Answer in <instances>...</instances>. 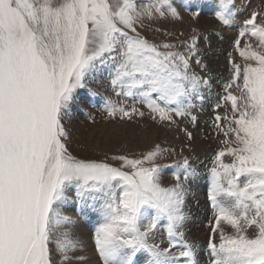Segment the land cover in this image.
<instances>
[{"label": "snow or ice", "instance_id": "6c2138e0", "mask_svg": "<svg viewBox=\"0 0 264 264\" xmlns=\"http://www.w3.org/2000/svg\"><path fill=\"white\" fill-rule=\"evenodd\" d=\"M183 7L198 18L200 0ZM215 18L234 21L232 0H217ZM253 11L243 22L235 48L246 62L230 60L233 85L224 98L233 115L224 135L235 136L214 159L207 199L214 211L207 243V264H264V19ZM182 20L175 0H0V264H83L76 255L74 221L60 208L73 192L77 211L87 216L100 203L102 222L95 247L102 264H200L197 244L186 235V197L197 169L188 156L163 161L173 150L156 145L137 158L114 155L119 167L69 152L65 120L79 91L97 93L90 82L105 77L111 92L103 98L108 118L144 117L178 127L195 125L194 100L209 85L202 59L201 35L183 41V50L142 34L144 21ZM159 31V30H157ZM246 35L257 39L241 47ZM203 39H207L204 37ZM193 63L201 71L193 70ZM242 80V85L237 81ZM132 104L128 105L127 100ZM139 105L140 107H137ZM216 108L220 107L218 103ZM222 117L217 114L216 127ZM223 130V129H221ZM189 140L193 134L182 129ZM231 156V163L223 157ZM174 169L165 186L163 172ZM124 169H129L128 171ZM222 222L234 231L230 234ZM56 247L52 234L59 230ZM252 229V238L247 234ZM166 235L155 242V235ZM218 236V242L216 237ZM143 256V260L140 257Z\"/></svg>", "mask_w": 264, "mask_h": 264}, {"label": "rangeland", "instance_id": "374dc122", "mask_svg": "<svg viewBox=\"0 0 264 264\" xmlns=\"http://www.w3.org/2000/svg\"><path fill=\"white\" fill-rule=\"evenodd\" d=\"M208 1V13H205L203 10V6H206L204 3L205 5H202L200 8L201 14L199 17L193 18L191 12L186 11L183 7L184 0H175L183 17L182 20H145V27L141 29L142 34L148 39L156 42L168 41L175 43L177 45V50L182 51L184 48L182 43L183 41L189 39L195 33H199L201 35L204 33V29L199 25V18L204 17L205 15L207 18L213 20L208 31L213 37H216L217 40L226 42V48L228 49L222 54H216L215 59H218L222 56L226 67L225 73L227 74H221L224 76L223 80L221 78H217L215 80L212 78L213 76H211V74L206 76L210 83L209 85L203 86L201 88L203 100L193 101L197 106L194 114L197 115L198 122L193 125L189 120L184 119L178 120V127H166L157 121H153L149 116L148 110L142 107L141 110L145 112L144 117L136 116L132 120L125 119L123 121H121L119 117H117L115 120L108 118L106 113L103 111V98L111 97L112 100L117 102H120L123 98L117 97L111 92L110 85L105 78L107 76V72L104 70L102 74H96L97 79L100 80V83H89V87H91L97 93V95L93 97L86 89L80 90L77 100L72 105L70 117L64 122L66 130L69 133L67 146L71 154L77 156L78 158H91L97 160H104L105 156H107L109 158L107 162L111 163L114 167H119L121 162L111 160L110 158L112 156L128 155L130 158H137L141 154L151 150L156 145H160L162 148L172 149L173 151L163 161L158 162L169 164L172 160L180 159L182 156H188L193 164L198 161L197 163L199 164L196 165L202 168V172L197 171L198 174L193 180H201V184L203 186L202 189L207 193L211 179L209 170L214 165L215 156L220 150L229 146L228 144L223 143V141L227 140L231 146H235V136L231 133H229L227 137L224 135V130L227 129L228 120L223 119L225 116L231 118L233 115L231 102L225 100L224 98L229 92L237 96L241 94L240 90L237 89L235 85H233L231 88H227V85L232 81L234 71L230 60L240 64L241 68H243L246 63H255L246 62L236 50L234 42L239 37L237 31L239 33L240 30H242L241 28L243 26V22L249 17V15H251L249 14L250 12L252 13L253 11H256L261 14V17L258 16L257 18L258 22L264 19V0H234V2L232 1V4H234L236 10L234 21L231 25L225 26L224 24H221V22L218 21L213 14L217 5V0ZM112 2L117 3L118 0H112ZM137 2L145 3L146 0H137ZM238 2L240 3V6H238V4L236 5ZM244 2H250V4L253 3L251 10L250 8L248 9V7H245ZM244 13H246V15ZM232 29H234V31L227 32ZM246 43H251L253 48H256L258 41L256 38L246 35L245 37L241 38V47H243ZM209 57L211 58V55H209ZM207 66L209 67V69L207 68V73L209 74L211 72V66ZM197 69L198 71H201L198 66ZM237 83L242 85V80L237 81ZM213 87L217 93V96H209L208 93L204 91L207 88L213 89ZM218 103L220 104V107L216 108L215 106ZM127 104L131 105L132 101L130 99L127 100ZM137 107L140 106L137 105ZM217 114L222 117V120L219 122L221 125V128L219 129L216 127L217 122L215 121V116ZM200 116L204 117L200 119ZM119 129H121V131ZM182 129H187V131H190L193 134V139L189 140ZM203 158H206L207 162L201 164L199 160H204ZM222 159L224 163H231L233 158L226 155ZM124 170L128 171L129 169ZM173 171L174 169L167 168L164 170L163 173L171 177V181H163L165 186L173 183ZM68 196L69 201H71L72 205L77 211V205L72 199L73 192L71 190L69 191ZM98 203L99 202H97V204ZM208 204L209 209H212L209 201ZM64 205L65 204H63L60 208V211L63 215ZM74 214V216H77V221H82L81 214L77 212H74ZM207 221L208 220L206 219L202 224L205 225V222ZM206 225L210 228L209 222H207ZM93 226L95 227V225ZM59 233L60 230L52 234V239L49 246L53 252L55 251L56 247V237L59 236ZM247 234L250 238L254 236L252 229H248ZM159 236L163 240V244L161 246H166V235L160 232ZM206 243H208V241H206ZM205 248L206 250L202 251V255H198L200 264H207L208 262L207 245ZM54 261L55 264H60V256L58 253L54 255Z\"/></svg>", "mask_w": 264, "mask_h": 264}, {"label": "bare ground", "instance_id": "6f19581e", "mask_svg": "<svg viewBox=\"0 0 264 264\" xmlns=\"http://www.w3.org/2000/svg\"><path fill=\"white\" fill-rule=\"evenodd\" d=\"M232 1L234 2V0H232ZM208 2H209L208 0H200L201 5L206 4V6H203V8H204L203 10L205 13H208ZM237 4H238V6H240L239 2L236 3V5ZM244 4H245V7H248V9L250 8V10L253 7V3L250 4V2H244ZM241 9H242V7H241ZM244 14L246 15V13H244ZM249 14H251V12ZM249 17H250V15H249ZM212 22H213V20L207 18L205 15H204V17L199 18V25L201 26V28L204 29V33L202 35L200 34L202 37V39H201L202 59L207 65L211 66V68H210L211 72L209 74L206 73L205 76L211 74V76H213L212 77L213 79L216 80L217 78H221L223 80L224 76H222L221 74H224L226 72L224 59L222 58V56L219 57L218 59H215V55L219 54V53L222 54L225 50H228L226 48L227 43L217 40L216 37H213L210 34L208 29L210 28V25L212 24ZM230 31L232 32V31H234V29L229 30L227 32H230ZM237 34H239L238 31H237ZM204 37H206L207 39L206 40L203 39ZM207 43H208V45H207ZM228 46H230V45H228ZM204 54H205V56H204ZM209 55H211V58L209 57ZM208 69H209V67H208ZM193 70L198 72V73L200 72V70L198 71L197 66L194 63H193ZM226 74L227 73H225V75ZM225 79H226V77H225ZM204 91H206V93H208L209 96L210 95L217 96V93L215 92L214 87H213V89L207 88ZM198 115H200V114H198ZM204 116H200L199 118L202 119ZM119 130L121 131V129H119ZM195 156H193V157H195ZM196 158H199V157H196ZM193 162H195V161H193ZM197 162L198 161H196L193 164V166L197 169L198 172L199 171L202 172V168L200 166L196 165V164H199ZM199 162H201V164L206 163L207 159L205 158L204 160H201V161L199 160ZM163 181L169 182V181H171V177L169 175H165L163 173ZM201 182H202L201 180H199V181L192 180L191 181L190 192H189V195L186 197V209H185L187 211V213L189 214V219L186 222V235L189 238V240H192L197 244L198 251H199L198 255L200 254V256L202 255V251L206 250V248H205V246L207 245L206 241H208L210 238L209 237L210 228L207 227L206 224H207V222H209V224H210L209 226L211 227V225L213 223V219H214V211H213V209H209L207 193L205 192V190L202 189L203 186H202ZM99 208H100V204L99 203L97 204V202H96V210L95 211H89L87 213V216L81 215L82 221H77L78 219L76 220L77 216H74L75 215L74 212H77V213H79V212L76 211V209L72 205L71 201L68 200V202H66L64 207H63L64 216L70 217L74 221V224L71 226V232L73 234V237L80 242V247L77 250L76 255L79 257L85 258L83 261V264H102V261L99 257L97 250H96L95 241H94L95 228L99 225V223L102 222V216L100 214ZM76 215H78V214H76ZM206 219L208 221L205 222V225H203L202 223ZM93 225H95V227ZM222 227L224 228V230L226 232H228L230 234L234 231L233 229H231L230 226L226 225L224 222H222ZM61 231H63V229H61L60 232ZM59 235H60V233H59ZM216 239L218 241V236L216 237ZM161 240L162 239L160 238L159 233H157L155 235V242L159 243ZM140 260L141 261L143 260V256L140 257ZM73 264H79V262L73 261Z\"/></svg>", "mask_w": 264, "mask_h": 264}]
</instances>
